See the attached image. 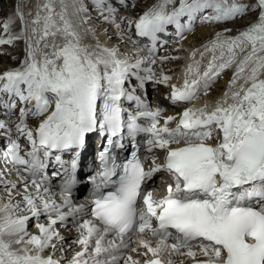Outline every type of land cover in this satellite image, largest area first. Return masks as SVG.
Listing matches in <instances>:
<instances>
[{
    "label": "snow or ice",
    "instance_id": "6c2138e0",
    "mask_svg": "<svg viewBox=\"0 0 264 264\" xmlns=\"http://www.w3.org/2000/svg\"><path fill=\"white\" fill-rule=\"evenodd\" d=\"M95 3L121 35L134 26L138 37L147 38L150 45L139 50L147 49L149 57L132 63L116 48L84 44L92 30L81 33L64 0L59 11L56 0H45L31 21L17 6L15 16L3 22L0 46L23 40L25 56L18 67L0 73V115L8 118L0 119V130L10 134L14 126L18 134L3 159L13 165L23 187L14 202L17 183L4 181L0 172L8 194L0 203V264H264V0H179L178 7L177 0H157L137 19L120 17L111 0ZM117 3L127 7V0ZM73 8L72 16L85 11ZM250 12L258 13L254 23L235 36L228 35L231 29L216 33L203 46L200 61L194 60L199 50H193L182 86L171 85L173 104L191 103L202 93L207 96L234 66L227 89L211 108L207 103L185 108L160 126L162 110L144 103L136 87H125L132 76L141 89L154 79L144 65L156 63L151 57L169 26L182 40L197 22L220 24ZM16 18L21 28L13 33ZM208 52L212 56L204 65ZM169 59L179 57H160L161 62ZM171 79L161 73L157 83L167 85ZM125 100L135 102L134 112L123 107ZM94 132L106 138V146L98 153V171L89 177L94 189L89 207L75 204L72 190L78 183L79 150ZM140 134L146 139L138 141ZM19 137L30 150L22 152ZM129 148L127 156L117 152ZM63 152L74 157L64 168L59 192L53 193L42 173L53 156L64 167L61 155H54ZM157 152L164 153L162 160ZM157 173L168 176L163 195L144 188ZM32 218L38 234L28 231ZM70 219L79 231L72 243L80 251L70 259L57 257L66 249L56 226L67 228ZM136 233L140 239L131 247ZM125 250L142 259L125 257Z\"/></svg>",
    "mask_w": 264,
    "mask_h": 264
},
{
    "label": "bare ground",
    "instance_id": "6f19581e",
    "mask_svg": "<svg viewBox=\"0 0 264 264\" xmlns=\"http://www.w3.org/2000/svg\"><path fill=\"white\" fill-rule=\"evenodd\" d=\"M142 1L143 0H140L139 2L142 3ZM44 2H45V0H35L36 5H38V4L42 5ZM69 2H70V0L67 1V3H69ZM149 2L155 3V2H157V0H149ZM1 4H4V6L1 7V13H4L7 10L6 6L12 7L14 5H17V6H20L22 8V5L16 4V0H2ZM91 5L96 6L95 0H91ZM36 9H37V7L34 8L35 11H36ZM72 13L73 12H69L70 17L74 20L75 23L79 24L81 21V16H82L83 12H80L78 16H72ZM105 15H107V13H104V15H101V10H97L95 12V14H93L90 21L88 22V24L91 26V29L95 30V32L88 33L86 36V37H89L91 39L89 41L90 45L94 46L97 42H99L102 46L116 48V49H118V51L121 55V58L127 57L130 59L131 62H135L137 59H141V58L145 57L146 55L149 56V53H147L146 55L144 53H142L139 55V57H141V58H138L135 54L132 53V51H126L127 50L126 48H127V46H129V43L127 42L125 37H123V38L121 37V35L119 33V29H117L115 27V25L109 23L108 21H106L104 19ZM246 15L247 16L244 17L246 21L240 22L239 20H242V18H237V19L230 21V22L231 23L237 22V23H235V24H237L235 27H237L239 25H241V27H243V28L248 27L250 24H252L256 21L257 13L256 12H250ZM25 16H26V14H25ZM219 29L222 30V29H224V27H220ZM212 31H217V30L213 29ZM209 32H210L209 29H204V33H209ZM93 33H95V38H94ZM191 37H193V38L199 37V32H194L193 35H191V33H190L187 35V37L185 39L187 41H190V43H188V44H193V45L196 44L197 45L198 41H193L191 39ZM205 42H206L205 39H203L202 43H205ZM203 49L204 48L202 47L201 50H203ZM202 52L203 51H200V50L197 51L195 56L200 55ZM11 53H12V51H8V53H4L0 57L5 58L10 62L11 56H12ZM208 53H210V52H208ZM207 57H208V55H205L203 60H205ZM190 60L193 61L192 59H190ZM148 64H150V63H148ZM231 77H232V75L230 72L224 71L222 73L221 79H219L217 84H216L217 92L210 95V96L199 97V99L203 98L204 101H211L214 99V96L217 93H219L222 96L224 91L227 89V85H228V82L230 81ZM136 85L137 84H135L134 86H136ZM150 85H151L150 82L145 83V86H150ZM176 112H177V109L176 110H166V113L170 114L171 116H174L176 114ZM1 131L4 132L5 130H1ZM3 132L0 133V142H2L4 137H5ZM96 135H99V132H96ZM93 146H95V142H94ZM3 180L8 181V182L21 183L19 176H17V174L15 172H13L12 170H10L9 172H3ZM79 186H81V185H79ZM17 188H20L19 191L23 192V187H20V184H17ZM1 191L4 193V196H3V193ZM7 196H8V194L4 190L3 185L0 184V203L7 202V199H8ZM13 196H14V202L20 200V196L16 195V192H14V191H13ZM54 199H56L57 202H61V198L58 195H56ZM24 214H27V212H25ZM85 218L89 219L88 217H85ZM46 220H47L46 217L41 216L40 222L45 223ZM35 224H36L35 218L30 219L28 222V231L32 234L38 232V230L36 231ZM56 227L61 232V234L64 236V246L66 249V251L63 253L58 251L56 253V256L57 257L66 256L68 259H70L75 251H80V246L72 243V241H74L78 238L79 231L76 227L73 226L71 219L68 222L67 228L60 227L59 224ZM132 241H133V243H132L131 247H136L137 246L136 241H138V238H134V239H132ZM51 251H52L51 249H48L45 254H48ZM140 251H143V249H140ZM127 255H132L133 258H135V259H142V257L137 256L136 253H132L129 250H125L124 256H127ZM174 259H176L178 262L180 259H183V258L182 257H176ZM186 262H191V260H186Z\"/></svg>",
    "mask_w": 264,
    "mask_h": 264
},
{
    "label": "rangeland",
    "instance_id": "374dc122",
    "mask_svg": "<svg viewBox=\"0 0 264 264\" xmlns=\"http://www.w3.org/2000/svg\"><path fill=\"white\" fill-rule=\"evenodd\" d=\"M2 1V0H1ZM1 1H0V4H1ZM1 5H3V4H1ZM0 12H1V8H0ZM214 30H216V27L215 28H213ZM148 64V63H147Z\"/></svg>",
    "mask_w": 264,
    "mask_h": 264
}]
</instances>
